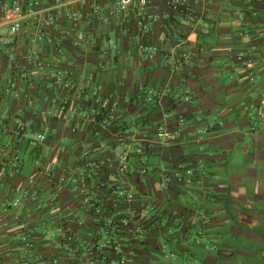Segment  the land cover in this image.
Wrapping results in <instances>:
<instances>
[{"label":"crops","instance_id":"0c3cea01","mask_svg":"<svg viewBox=\"0 0 264 264\" xmlns=\"http://www.w3.org/2000/svg\"><path fill=\"white\" fill-rule=\"evenodd\" d=\"M39 2L13 47L0 50V264L86 263L81 252H64L59 232L85 224L84 245L104 224L82 202V174L87 196L100 200L105 216L156 224L130 264L165 261L167 241L180 243L184 264L193 253L199 264H264V0H209L203 19L188 26L180 18L173 24L153 0L162 21L150 34H142L133 15L110 16L113 0ZM93 4L102 5V14H93ZM71 11L84 15L80 25L64 17ZM51 17L54 24L46 26ZM80 32L86 40L76 46ZM143 43L155 53L140 54ZM176 50L192 54L184 70L165 59ZM239 54L254 60L250 70L237 62ZM142 88L162 94L160 102L146 104ZM179 88L190 91L193 105L174 97ZM112 108L114 129H107ZM180 115L187 123L177 144L162 146L158 126L176 127ZM211 125L207 135L196 134ZM117 132L135 145L125 183L115 174L92 176L86 167L122 151ZM39 134L46 141L34 147ZM16 153L19 175L11 162ZM179 165L192 168L197 182L164 191L163 169L173 173ZM32 180L31 197L16 205L15 188L31 187ZM103 182L123 185L136 201L106 192ZM199 230L203 239L193 248L190 238Z\"/></svg>","mask_w":264,"mask_h":264},{"label":"built area","instance_id":"2783aa9c","mask_svg":"<svg viewBox=\"0 0 264 264\" xmlns=\"http://www.w3.org/2000/svg\"><path fill=\"white\" fill-rule=\"evenodd\" d=\"M89 0H85V4ZM109 1V0H108ZM114 7L109 9V15L112 17H124L127 14L133 15L138 23L142 34H150L151 26L162 21V15L159 12H153V0H113ZM164 7V14L167 18L172 20L173 24L177 19H181L188 26L189 23H199L203 19L204 8L203 5L209 0H160ZM40 8L39 0H0V27L5 29V33L0 37V50L2 48L11 49L18 39L20 33L24 30L25 24L30 18L37 16ZM92 12L95 15H100L103 12V7L100 4H93L91 6ZM257 15V13H255ZM64 17L71 21L74 25L81 24L84 15L78 12H66ZM55 22V17L45 20L46 26H51ZM187 28V27H186ZM249 36V33L247 34ZM86 40V35L83 32L78 34L75 42L79 46ZM183 42V41H182ZM108 44L114 49L117 48L115 41L108 40ZM140 54H154L152 45L141 44L139 46ZM165 59L170 63L174 70H184L187 64L192 59L190 52H180L178 50L167 54ZM237 62L246 70H250L254 65V60L245 54H239L236 58ZM10 67L12 69L17 67L15 60L11 59ZM251 82L255 81L253 74H251ZM169 90L168 92H171ZM167 92V90H166ZM174 97L177 100H182L189 105L194 104V99L188 90L183 88L176 89ZM140 98L149 105H154L160 102L162 94L148 88H142ZM255 108V106H253ZM116 114L115 108L107 112V117L104 119L103 125L107 129H114V117ZM100 115V113L98 114ZM177 126L170 127L166 124H161L157 128L158 143L164 147H171L177 144L181 136V127L185 126L187 119L184 115H180L177 119ZM213 126L206 129H198L196 134L205 136ZM24 130V128H21ZM118 146L122 149L115 157H96L86 162V167L92 176H99L103 173L118 175L125 183V178L131 170V161L133 160L132 152L135 148L133 142L129 141V136L126 137L122 133H115ZM46 136L39 134L32 142L36 147L38 144L44 143ZM88 153L84 154L87 158ZM11 162L15 163L14 173L21 174L23 161L19 153H16ZM148 169H144L147 173ZM161 188L167 191L174 183H184L187 186L192 185L195 173L192 168H186L179 165L173 173H168L163 169ZM79 189L82 195V202L85 206L93 208L95 214L103 221L104 224H97L98 232L94 233L87 244H80V231L86 230L85 224H70L63 226L59 232L64 237V252L70 256H77L80 252L86 257L85 264H130L131 260H135L138 251L144 248L147 237L157 229L156 224H137L126 217L113 218L107 217L104 214V209L100 206L99 199H92L86 194V185L88 184V175L82 174L78 178ZM31 187L15 188L14 192L17 196L16 205H21L25 199L31 197V189L34 181H31ZM101 188L106 192L117 193L128 204H133L136 197L131 192H127L123 185H112L108 182H103ZM200 243V240L197 241ZM163 248V247H162ZM208 249H213L215 246L207 245ZM165 248L162 249V252ZM166 259L176 263L179 256L175 253L166 256ZM186 264H199L198 261L189 260Z\"/></svg>","mask_w":264,"mask_h":264},{"label":"trees","instance_id":"16d2710c","mask_svg":"<svg viewBox=\"0 0 264 264\" xmlns=\"http://www.w3.org/2000/svg\"><path fill=\"white\" fill-rule=\"evenodd\" d=\"M197 182V180H196V178H194V181H193V184L192 185H189V186H187V184H184V183H174V184H172L169 188H168V190H167V192L168 191H170V189L171 190H175L176 189V187L177 186H180V185H183V187L182 188H184V187H186V188H188V187H190V186H194L195 185V183ZM203 216H206V214H202ZM205 218V217H204ZM204 224H205V222H204ZM195 230V227L194 226H192V227H189V229H187L186 231H185V237H191V233L189 234V231H194ZM200 231V230H199ZM197 233V232H196ZM196 235V238L195 239H192V238H190L191 239V242H192V247L193 248H198V246H197V241L199 240V238L200 239H203L202 237H203V231L201 230L198 234H195ZM182 238V237H181ZM183 239V238H182ZM179 242L178 243H175V244H173V243H171V242H168L167 241V246H173V251H171V253L170 254H173V253H175V254H177L178 256H179V259H178V261H181L182 262V264H184L185 262H186V260L184 259V260H182V255H183V253L180 251V246H179ZM195 256V257H194ZM198 259V256H197V253H193V256H189V259H187V262L189 261V260H195V261H198L197 260ZM177 261V262H178ZM200 261V260H199ZM198 261V262H199ZM177 262L176 263H173L172 261H169L168 260V263H172V264H177Z\"/></svg>","mask_w":264,"mask_h":264},{"label":"rangeland","instance_id":"374dc122","mask_svg":"<svg viewBox=\"0 0 264 264\" xmlns=\"http://www.w3.org/2000/svg\"><path fill=\"white\" fill-rule=\"evenodd\" d=\"M154 163H155V162H154ZM150 235H151V234H150ZM152 235H153V233H152ZM152 235H151V236H152ZM173 249H174V248H173V246H171V245L167 247V256H170V255H171L170 253H171V251H173ZM155 263L157 264V262H153V264H155ZM158 263H159V264H170V263H168V259H166L165 261H162V262H158ZM171 264H172V263H171ZM177 264H182V262H181V261H178Z\"/></svg>","mask_w":264,"mask_h":264}]
</instances>
